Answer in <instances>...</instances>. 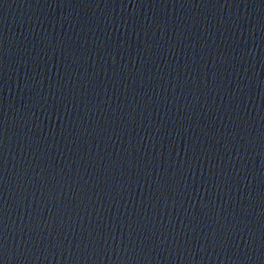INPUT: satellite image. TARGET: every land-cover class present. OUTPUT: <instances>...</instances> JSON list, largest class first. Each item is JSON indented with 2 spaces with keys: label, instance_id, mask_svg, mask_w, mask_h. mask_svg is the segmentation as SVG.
Returning a JSON list of instances; mask_svg holds the SVG:
<instances>
[{
  "label": "water",
  "instance_id": "95a60500",
  "mask_svg": "<svg viewBox=\"0 0 264 264\" xmlns=\"http://www.w3.org/2000/svg\"><path fill=\"white\" fill-rule=\"evenodd\" d=\"M0 165L165 264H264V0H0Z\"/></svg>",
  "mask_w": 264,
  "mask_h": 264
}]
</instances>
